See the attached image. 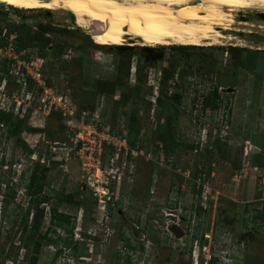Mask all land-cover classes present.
Returning a JSON list of instances; mask_svg holds the SVG:
<instances>
[{"label":"rangeland","instance_id":"374dc122","mask_svg":"<svg viewBox=\"0 0 264 264\" xmlns=\"http://www.w3.org/2000/svg\"><path fill=\"white\" fill-rule=\"evenodd\" d=\"M253 7L227 9L232 30L218 31L232 40L187 46L194 47L188 53L178 45H158L150 58L138 50L116 54L115 46L98 47L70 12L0 3V33L22 23L35 32L47 24L75 32L47 34L50 49L36 45L28 52L45 60L44 74L73 97L79 114L108 124L113 140L131 133L139 140L133 149L137 157L119 153L113 144L102 157H68L76 129L64 128L55 117L37 154H30L0 128V264H28L33 255L25 226L35 213L29 183L37 164L50 168L44 195L35 197L48 198L41 205L46 214L40 236L48 238L39 264H264V168L253 164L261 154L254 141L264 138V6ZM135 44L144 48L141 40L127 39V46ZM234 47L243 64L231 59ZM69 52L71 61H65ZM99 80L119 81L122 90L136 95L123 104L120 92L98 94ZM216 86L218 109L206 106ZM172 93L180 97L174 102L175 139L195 149L167 154L162 143L152 141V131L161 113L159 98ZM22 140L34 144L39 138L26 133ZM55 147L63 160L56 165L48 159ZM110 197L118 202L111 216ZM55 206L63 223L53 218ZM173 225L185 235L174 233Z\"/></svg>","mask_w":264,"mask_h":264},{"label":"bare ground","instance_id":"6f19581e","mask_svg":"<svg viewBox=\"0 0 264 264\" xmlns=\"http://www.w3.org/2000/svg\"><path fill=\"white\" fill-rule=\"evenodd\" d=\"M22 10H64L102 46H215L232 30L228 12L264 6V0H0ZM227 9L229 10L227 12ZM223 44V43H222ZM226 44V43H225Z\"/></svg>","mask_w":264,"mask_h":264},{"label":"trees","instance_id":"16d2710c","mask_svg":"<svg viewBox=\"0 0 264 264\" xmlns=\"http://www.w3.org/2000/svg\"><path fill=\"white\" fill-rule=\"evenodd\" d=\"M12 34L17 35V46L21 50H28L34 46L41 47L42 50L50 49L51 43L50 38H47L46 35L50 34H59V35H73L75 32L68 30L67 28H59L56 26H53L51 24L47 25H41L40 28L35 32L30 24L22 23L18 26H14L9 31V36ZM100 48H105L102 46H99ZM195 47V46H194ZM194 47H187V46H178L177 49H179L182 52L188 53L189 49H193ZM176 48V47H175ZM115 49V48H113ZM232 50V56L231 59L235 61L236 63L241 61L242 62V56H241V50L237 47L231 48ZM116 54H119V51L116 49ZM67 63V62H66ZM46 64L44 65V67ZM48 77V76H47ZM165 81H168V76H166ZM48 82L50 84H54L51 80V78H48ZM95 90L98 94L101 95H109V96H116L117 93L120 92V102L123 104H127L133 96H135L136 92L133 91H126L122 90V85L119 83V81L113 80V81H103L99 80L95 84ZM169 91V89H168ZM169 92H167L168 94ZM172 97L173 102H172ZM170 97H163L159 98L158 104L161 108V113L159 115V122L152 131V141L154 143H162L163 146L167 150V154L170 152H174L180 147L195 149V146H186L182 143H179L173 134V128H172V120L179 116V111L176 108L174 102H179L180 97L179 93H172ZM219 100V94H218V87L216 86L215 90L211 93V98L206 101L207 107H213L215 109H218L217 101ZM59 118L62 122V125L64 128H67L65 126V119L63 116L59 113H53L48 118L43 117H37L35 118L33 115H31V111H28L24 114V116H16L14 113H7L4 111H0V128L1 125H3V129H8V135L11 137H15L17 141H21L23 146L26 148V150L30 154H37L36 149L38 147L43 145L42 141L40 140V137L47 134V130L49 127V121L53 118ZM29 134L33 137H38L39 140L36 141L37 143L31 144L27 141L23 142V136L24 134ZM136 133H131L128 137V142L133 150L136 148L138 143V138L136 137ZM27 143V144H26ZM254 144L261 145V154L259 155L258 160L256 162L253 161V164L257 167L264 168V138L263 142L260 144L256 141H254ZM226 147V144H221ZM51 158V162L56 165L58 163H63L62 160H58L55 156L48 155V159ZM50 172V168L46 166H42L41 164H37L35 166L34 171L32 172L30 176V183H29V195L31 197L30 200V206H35L34 210V218L31 224H27L25 226V232L29 233V238L34 241V248H33V255L29 258L28 264H39V255L41 253L42 247L47 243L48 234H45L44 236H40V230L44 222L45 218V208H42L41 205L47 203L48 198L38 199L35 197L43 196L48 174ZM63 199L58 203V206L62 203ZM70 203H72V199L68 200ZM58 206H55L52 209L53 218L55 221H59L63 223V221L66 219L63 214H58ZM199 209H203V206L199 207ZM206 209V208H205ZM30 211L28 212L26 219L30 215ZM260 217L264 220V211L260 212ZM22 244V243H21Z\"/></svg>","mask_w":264,"mask_h":264},{"label":"built area","instance_id":"2783aa9c","mask_svg":"<svg viewBox=\"0 0 264 264\" xmlns=\"http://www.w3.org/2000/svg\"><path fill=\"white\" fill-rule=\"evenodd\" d=\"M3 40L5 42L0 44V111L14 113L16 116H24L31 111L35 118H48L53 113L61 114L65 118L66 127L76 129L73 150L68 152V157L81 155L83 158L87 154L102 157L106 145L111 144L118 146L119 153L124 150L127 157L130 154L138 156L129 145L128 135L119 141L113 140L108 124L90 122L89 113H78L80 111L73 97L48 82L43 72L45 60L36 51L29 53L28 50H21L17 46V35L9 36L5 29L0 33V41ZM70 55L71 52L63 55L65 61H71ZM54 145L58 146L60 143L56 142ZM56 149L58 147L50 151V154L61 160Z\"/></svg>","mask_w":264,"mask_h":264},{"label":"flooded vegetation","instance_id":"af4514ba","mask_svg":"<svg viewBox=\"0 0 264 264\" xmlns=\"http://www.w3.org/2000/svg\"><path fill=\"white\" fill-rule=\"evenodd\" d=\"M136 46H137V44L132 46V47H134L133 51L138 50V52H140V53H144V54L147 53L150 55V58H153L155 56V53L157 52V50L155 48H148V47H144V46H143L144 48H140V47L136 48ZM146 48L150 49V50H146ZM187 51H192V49H189ZM117 204H118V202L112 203V205L111 204L109 205V212L108 213L110 216L113 215ZM121 214H122V211L118 210V215L120 216Z\"/></svg>","mask_w":264,"mask_h":264},{"label":"water","instance_id":"95a60500","mask_svg":"<svg viewBox=\"0 0 264 264\" xmlns=\"http://www.w3.org/2000/svg\"><path fill=\"white\" fill-rule=\"evenodd\" d=\"M116 49L118 50V51H122V50H126V51H133L134 50V47H132V46H123V47H116ZM146 50H150V49H147L146 48ZM156 59V58H155ZM157 59H161V60H163V56H160L159 58H157ZM172 231L174 232V233H176L178 236H180V237H183L184 235H185V231L180 227V226H178V225H173V227H172Z\"/></svg>","mask_w":264,"mask_h":264},{"label":"clouds","instance_id":"9594fccd","mask_svg":"<svg viewBox=\"0 0 264 264\" xmlns=\"http://www.w3.org/2000/svg\"><path fill=\"white\" fill-rule=\"evenodd\" d=\"M108 195V194H107ZM112 197L109 198V201H107L106 203L108 204L110 202V204H112Z\"/></svg>","mask_w":264,"mask_h":264}]
</instances>
